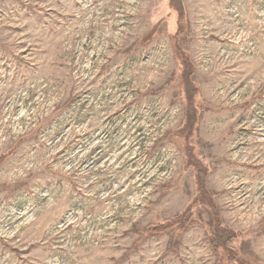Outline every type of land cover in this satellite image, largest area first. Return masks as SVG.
<instances>
[{
	"label": "rangeland",
	"instance_id": "374dc122",
	"mask_svg": "<svg viewBox=\"0 0 264 264\" xmlns=\"http://www.w3.org/2000/svg\"><path fill=\"white\" fill-rule=\"evenodd\" d=\"M175 1L0 0V264H214L189 154L264 264V0Z\"/></svg>",
	"mask_w": 264,
	"mask_h": 264
},
{
	"label": "trees",
	"instance_id": "16d2710c",
	"mask_svg": "<svg viewBox=\"0 0 264 264\" xmlns=\"http://www.w3.org/2000/svg\"><path fill=\"white\" fill-rule=\"evenodd\" d=\"M171 4L175 5V9L179 12V2L176 3L175 0H171ZM184 75V80H187L186 74ZM186 127L189 129L192 127V125L187 122ZM187 133H189V130H187ZM200 163L201 162L194 155L189 154V164L192 165L195 170V182L198 184V193L196 195L198 201L196 202H198L197 204L199 205H204L207 207L211 218V232L209 234L208 241L210 248L215 255L214 264H251L249 261H246V259L242 258L237 250L231 247V243L234 239H236L238 233L222 223L223 221L217 208V204L212 195L205 188V168L202 163ZM175 222H177L180 226H184L185 229L196 224L195 220H189L187 218L180 219L179 216L176 217ZM172 226V222L160 223L153 226L152 228L147 229V233H168Z\"/></svg>",
	"mask_w": 264,
	"mask_h": 264
}]
</instances>
